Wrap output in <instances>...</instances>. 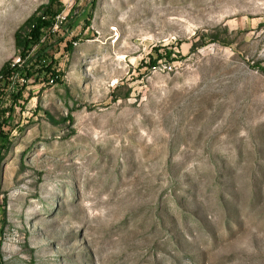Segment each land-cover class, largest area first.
Segmentation results:
<instances>
[{
    "label": "rangeland",
    "instance_id": "374dc122",
    "mask_svg": "<svg viewBox=\"0 0 264 264\" xmlns=\"http://www.w3.org/2000/svg\"><path fill=\"white\" fill-rule=\"evenodd\" d=\"M59 2L58 82L0 81V264H264V0Z\"/></svg>",
    "mask_w": 264,
    "mask_h": 264
},
{
    "label": "trees",
    "instance_id": "16d2710c",
    "mask_svg": "<svg viewBox=\"0 0 264 264\" xmlns=\"http://www.w3.org/2000/svg\"><path fill=\"white\" fill-rule=\"evenodd\" d=\"M61 9L59 0H47L45 5H41L17 28L13 34L14 48L18 52L17 62H7L0 68V81H7L10 84L18 85L19 88L15 93H10L11 103L16 104L20 100L24 84L30 77H38L40 75L48 76L46 82H58L59 75L52 68L53 61L47 59L48 47L47 38L52 36L51 29L56 26ZM65 20V18H63ZM44 38L42 41L41 39ZM61 39H57L59 42ZM35 48V49H34ZM169 59L170 52L164 51L158 54L156 58L161 56ZM151 65L155 63L151 60ZM21 83H18V82ZM8 111H11L9 108ZM5 120L0 121V161L3 159L2 154L5 153L10 143L7 139L8 132H3L1 126Z\"/></svg>",
    "mask_w": 264,
    "mask_h": 264
},
{
    "label": "built area",
    "instance_id": "2783aa9c",
    "mask_svg": "<svg viewBox=\"0 0 264 264\" xmlns=\"http://www.w3.org/2000/svg\"><path fill=\"white\" fill-rule=\"evenodd\" d=\"M55 28V27H54Z\"/></svg>",
    "mask_w": 264,
    "mask_h": 264
}]
</instances>
